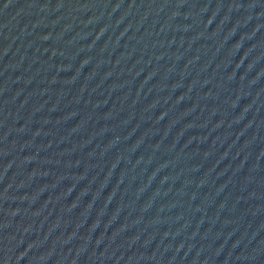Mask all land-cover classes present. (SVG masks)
Returning a JSON list of instances; mask_svg holds the SVG:
<instances>
[{
	"label": "water",
	"instance_id": "obj_1",
	"mask_svg": "<svg viewBox=\"0 0 264 264\" xmlns=\"http://www.w3.org/2000/svg\"><path fill=\"white\" fill-rule=\"evenodd\" d=\"M99 0H0V71Z\"/></svg>",
	"mask_w": 264,
	"mask_h": 264
}]
</instances>
